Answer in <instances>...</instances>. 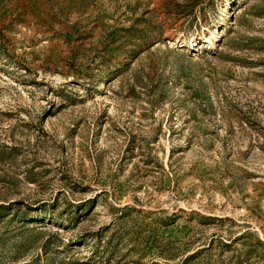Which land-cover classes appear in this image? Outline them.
<instances>
[{"label":"rangeland","instance_id":"obj_1","mask_svg":"<svg viewBox=\"0 0 264 264\" xmlns=\"http://www.w3.org/2000/svg\"><path fill=\"white\" fill-rule=\"evenodd\" d=\"M0 264H264V0H0Z\"/></svg>","mask_w":264,"mask_h":264},{"label":"bare ground","instance_id":"obj_2","mask_svg":"<svg viewBox=\"0 0 264 264\" xmlns=\"http://www.w3.org/2000/svg\"><path fill=\"white\" fill-rule=\"evenodd\" d=\"M229 4L227 3L226 7L228 8Z\"/></svg>","mask_w":264,"mask_h":264}]
</instances>
